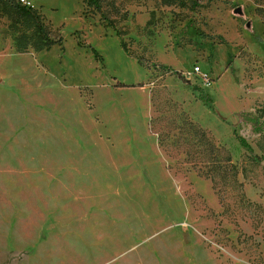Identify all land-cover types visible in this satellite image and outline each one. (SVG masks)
I'll use <instances>...</instances> for the list:
<instances>
[{"label": "rangeland", "instance_id": "374dc122", "mask_svg": "<svg viewBox=\"0 0 264 264\" xmlns=\"http://www.w3.org/2000/svg\"><path fill=\"white\" fill-rule=\"evenodd\" d=\"M25 1L60 42L0 7V264H264V0Z\"/></svg>", "mask_w": 264, "mask_h": 264}, {"label": "trees", "instance_id": "16d2710c", "mask_svg": "<svg viewBox=\"0 0 264 264\" xmlns=\"http://www.w3.org/2000/svg\"><path fill=\"white\" fill-rule=\"evenodd\" d=\"M85 1L89 5H97L98 2V0ZM0 7L11 21L12 26H16L20 30L15 39L16 48L19 52H25L28 48H32L36 52L47 51L55 43L60 42V39L57 40L52 37L50 27L45 23L42 15L33 7L24 5L19 0H0ZM204 88H200L201 100L204 104H207L210 101V97L206 90L210 88V84L204 85ZM262 118L263 115L258 113L244 114L245 122L251 124L252 132L256 135H261L264 132V121ZM239 141L242 148L253 154L254 160L260 163L261 157L254 155L248 142L241 136Z\"/></svg>", "mask_w": 264, "mask_h": 264}, {"label": "built area", "instance_id": "2783aa9c", "mask_svg": "<svg viewBox=\"0 0 264 264\" xmlns=\"http://www.w3.org/2000/svg\"><path fill=\"white\" fill-rule=\"evenodd\" d=\"M21 3L24 4V5H28V3L25 1V0H21ZM200 70V67L196 66L194 67L193 69V72H191L192 74H197Z\"/></svg>", "mask_w": 264, "mask_h": 264}, {"label": "water", "instance_id": "95a60500", "mask_svg": "<svg viewBox=\"0 0 264 264\" xmlns=\"http://www.w3.org/2000/svg\"><path fill=\"white\" fill-rule=\"evenodd\" d=\"M235 14H238V15H242V10L240 7L236 8L235 11H234ZM247 26L249 27V24H247Z\"/></svg>", "mask_w": 264, "mask_h": 264}]
</instances>
